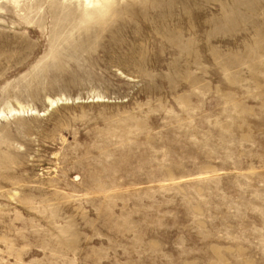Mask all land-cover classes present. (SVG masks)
Masks as SVG:
<instances>
[{
    "label": "rangeland",
    "instance_id": "obj_1",
    "mask_svg": "<svg viewBox=\"0 0 264 264\" xmlns=\"http://www.w3.org/2000/svg\"><path fill=\"white\" fill-rule=\"evenodd\" d=\"M0 264H264V0H0Z\"/></svg>",
    "mask_w": 264,
    "mask_h": 264
},
{
    "label": "bare ground",
    "instance_id": "obj_2",
    "mask_svg": "<svg viewBox=\"0 0 264 264\" xmlns=\"http://www.w3.org/2000/svg\"><path fill=\"white\" fill-rule=\"evenodd\" d=\"M81 1V3H85V5L89 6L92 5L94 3V0H79ZM56 102V101H55ZM55 102H51L49 103V106H53L55 104ZM59 104V103H58ZM49 109V108H48ZM54 109V108H53ZM52 110V109H51ZM44 113V112H43Z\"/></svg>",
    "mask_w": 264,
    "mask_h": 264
},
{
    "label": "water",
    "instance_id": "obj_3",
    "mask_svg": "<svg viewBox=\"0 0 264 264\" xmlns=\"http://www.w3.org/2000/svg\"><path fill=\"white\" fill-rule=\"evenodd\" d=\"M53 107H55V104L53 106H50L48 111H50Z\"/></svg>",
    "mask_w": 264,
    "mask_h": 264
}]
</instances>
